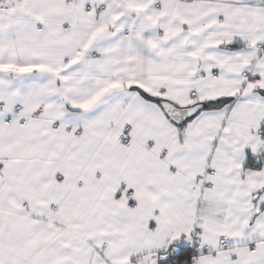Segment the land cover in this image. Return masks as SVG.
<instances>
[{
  "label": "snow or ice",
  "instance_id": "obj_1",
  "mask_svg": "<svg viewBox=\"0 0 264 264\" xmlns=\"http://www.w3.org/2000/svg\"><path fill=\"white\" fill-rule=\"evenodd\" d=\"M0 264H264V0H0Z\"/></svg>",
  "mask_w": 264,
  "mask_h": 264
}]
</instances>
